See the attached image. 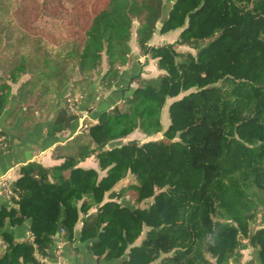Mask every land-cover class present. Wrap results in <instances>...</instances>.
Wrapping results in <instances>:
<instances>
[{"label":"trees","instance_id":"1","mask_svg":"<svg viewBox=\"0 0 264 264\" xmlns=\"http://www.w3.org/2000/svg\"><path fill=\"white\" fill-rule=\"evenodd\" d=\"M43 6L39 18L49 16L71 34L60 42L56 34L55 53L39 41L31 57L19 52L23 45L4 46L0 118L10 101L6 79L24 73L30 76L14 111L25 105L24 119L33 120L36 108L43 117L53 110L48 136L63 135L79 118L85 130L53 149L63 158L59 165L20 166L17 208H0V227L7 219L29 220L30 237L15 242L3 232L0 264H47L59 233L69 243L85 242L100 264L122 258L123 264H228L240 262L248 246L256 258L243 264H264V0H43ZM164 7L168 17L159 27ZM176 29L173 42L150 44L156 30ZM132 34L138 54L154 59L162 73L138 74ZM132 76L136 86L100 107L95 121L81 115L98 109L105 92L126 89ZM181 92L168 105L162 138L106 148L135 129L160 132L162 107ZM75 95L72 112L67 100ZM0 135L8 150L6 133ZM90 156L104 175L77 166ZM128 193L132 202H121Z\"/></svg>","mask_w":264,"mask_h":264},{"label":"crops","instance_id":"2","mask_svg":"<svg viewBox=\"0 0 264 264\" xmlns=\"http://www.w3.org/2000/svg\"><path fill=\"white\" fill-rule=\"evenodd\" d=\"M151 40L153 41V37ZM133 46L136 49L137 47L136 45H132L134 57L137 61L141 62L142 59L136 58V56L138 55V49L134 51ZM124 69H127V67L126 68L124 67ZM22 75H24V73H21L19 78L16 80L10 79V77L6 79L7 83L10 86V91H11L10 101L8 103V107L4 111V114L0 118V129L6 133L9 140V149L8 150L4 149L0 151V178H6L9 182H11L12 185L20 174V169H19L20 166L27 162L36 160L46 167L59 165L63 161V158L54 157L52 155L53 149H55L56 147L57 148L59 147V149H64L66 147V143L74 135L85 130L81 128L83 121L82 118H79L81 120L74 119L71 121L69 127L67 128V130L63 135L48 136L45 134V127L49 122V119L53 116V112H54L53 110L50 111L48 117H43L46 116V114L43 113L44 111H39L36 108V110H34L33 120L24 119L25 105L21 110L14 111L13 109L15 108L17 103L18 88L29 77L28 76L25 79L20 78ZM132 78L133 76L129 77V82L125 86L126 89L118 90L117 88L116 89L113 88L112 90L105 92L102 95V99L99 104V107H97L98 109L92 112L85 109L82 111L83 112L82 114H84L85 117L89 119H93V121H95L100 109H102L100 107L108 106L109 108L112 102H116V101L119 102L118 100L119 98H121L123 93H126L131 88V86H134L135 82L130 81L132 80ZM130 82H132L133 84ZM13 85L15 86L13 87ZM61 94L63 93H60L59 96L60 98H61ZM60 98L58 99L57 105L62 103V100ZM162 132L163 131L161 130L160 132L147 136L146 134L142 133L140 130L135 129L129 134H127L125 137L120 138L118 141H112L110 144H107L106 148H109L113 145H120L130 140L139 141L138 139L139 136L141 138L139 141L140 143L149 140H157L160 137H162ZM134 135L135 138L131 139L130 137ZM77 166H80L82 168H94L98 170L97 162L93 156H90L85 160L79 162ZM98 174L100 177L104 175V171L98 170ZM12 200H13L12 198H6L0 192V208L3 206L7 208L9 207L17 208V205L13 203ZM94 210L95 207H91L89 209V212ZM29 227H30L29 220H25L20 225H11L8 219L4 222V225L0 227V257L5 253V243H7V241L1 238V234L3 232H7L12 237L13 239L12 241L20 242L30 237ZM80 227H81V217L74 225L75 237L79 235ZM53 239H54L53 245L48 250L49 256L43 259L44 261L46 260L47 264H65V263L100 264L99 257L91 255L87 252L85 242H79L78 240H74L72 243H69L68 241L63 239L60 233L56 234L53 237ZM140 239L141 238H139L136 241V243H139ZM2 240L5 243H3ZM245 242L247 241H244V243ZM240 252L242 254L240 261L241 264H243L252 257L256 258V251L250 246H248L245 249H242ZM122 260L123 258L119 260V262L117 260L111 261L109 262V264H123ZM232 261L237 262L234 259H232Z\"/></svg>","mask_w":264,"mask_h":264},{"label":"rangeland","instance_id":"3","mask_svg":"<svg viewBox=\"0 0 264 264\" xmlns=\"http://www.w3.org/2000/svg\"><path fill=\"white\" fill-rule=\"evenodd\" d=\"M18 3L19 4L21 3L20 10L15 11V8H17ZM38 8H42L41 10H43L44 8L43 0H0V55H4L5 54L4 52L7 51V49H5L4 46L7 47L10 44L12 45L14 44L16 45V48L23 45L19 48V52L24 51L25 52L24 54H27L29 55V57H31L32 53L35 51L34 45L38 41L39 43L42 44L45 50H48L52 53L59 52V50H61V48L57 47L55 42L57 41L60 42V39L66 37L67 35H70L71 34L70 31L66 29L65 27L61 28L59 24L58 25L52 24V21L49 16L39 18L41 11H38ZM135 27H136V23H134L133 25V29H132L133 31ZM52 31L54 33L52 35L53 37L48 35V32H52ZM178 32H179L178 29L171 30L167 33H160L158 30H156L153 36V41L151 40L150 44L160 45L163 43L173 42L175 38L177 37ZM57 33L60 34V36H59V39L55 41L56 38L54 37L56 36ZM132 35H133V38L131 39V44L135 45L133 41L134 34ZM46 38H48L51 43H49ZM177 47H178V50L188 49V47L186 46H177ZM133 48H134V51L137 50L134 46ZM191 51H194V50L192 49ZM136 58L142 59L139 64V70H138V74H140L141 76L150 77V76H157L158 74L162 73V70L158 69L155 66V63H154L155 60L151 59L149 56L145 57L144 55L138 54ZM105 65H106V62L105 60H103L102 62L103 67H101V73L95 77L96 79L95 86H97L99 77L106 69ZM28 76L30 75L24 74L20 78L25 79ZM130 81H133V79ZM14 86L15 85H13V87ZM134 86L136 85L134 84ZM134 86H131V88ZM185 93L186 92H181L179 95L172 97V98H168L166 100L164 106L162 107L161 113H160L162 131L166 128L169 122L168 105L172 101L178 98H181ZM162 136H163V133H162ZM130 138L134 139L135 135ZM138 139L140 141L141 139L140 136L138 137ZM130 195L132 196V193H128L127 197L120 198L119 200L123 203H127L128 201H130L131 203L132 197ZM258 218H260V216Z\"/></svg>","mask_w":264,"mask_h":264},{"label":"built area","instance_id":"4","mask_svg":"<svg viewBox=\"0 0 264 264\" xmlns=\"http://www.w3.org/2000/svg\"><path fill=\"white\" fill-rule=\"evenodd\" d=\"M76 101H78V96L77 95H75L72 98H69L67 100L68 105H69V109L72 112H76L77 111V107L74 104V102H76ZM82 116L85 117L84 114H82ZM86 126L87 125H84V127H86ZM6 145H7V143L5 141V136L4 135H0V150H3ZM0 192L6 198H15V199H18V195L13 191V185L6 178H0ZM245 240L247 241V238L245 239V238L242 237V241L244 242ZM65 264H71V263H65Z\"/></svg>","mask_w":264,"mask_h":264},{"label":"water","instance_id":"5","mask_svg":"<svg viewBox=\"0 0 264 264\" xmlns=\"http://www.w3.org/2000/svg\"><path fill=\"white\" fill-rule=\"evenodd\" d=\"M168 14H167V9L166 7L163 8L162 14L160 19L158 20V26H162V24L167 20ZM228 264H241L240 262H233L232 259L228 260Z\"/></svg>","mask_w":264,"mask_h":264}]
</instances>
